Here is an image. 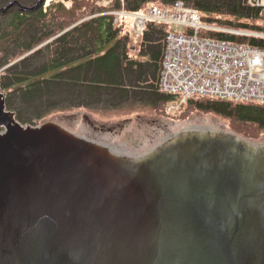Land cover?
Segmentation results:
<instances>
[{"label": "water", "instance_id": "1", "mask_svg": "<svg viewBox=\"0 0 264 264\" xmlns=\"http://www.w3.org/2000/svg\"><path fill=\"white\" fill-rule=\"evenodd\" d=\"M4 98L0 264H264V140L192 121L137 150L94 145L23 126Z\"/></svg>", "mask_w": 264, "mask_h": 264}, {"label": "trees", "instance_id": "2", "mask_svg": "<svg viewBox=\"0 0 264 264\" xmlns=\"http://www.w3.org/2000/svg\"><path fill=\"white\" fill-rule=\"evenodd\" d=\"M96 1L72 0L69 9L58 2L46 11L42 7L35 12L13 9L0 14V70L7 67L1 72L3 84L11 78L18 80L17 85L6 89L15 90L10 98L36 115L34 126L54 113L75 106L85 108L92 100L99 105L110 97L113 106L126 102L112 111L136 112L132 102L137 99L155 103L160 114L179 121L198 110L217 111L228 120L230 129L244 138L254 141L264 135V105L258 103L195 97L175 115L167 113L173 98L162 94L159 80H155L158 66L162 70L165 48L163 51L159 44L151 47L152 63H134L128 50L134 20L115 14L122 9L133 14L155 4L168 7L183 2L199 10L205 24L264 31V7L254 8L246 0H112L108 8H103ZM148 25L159 30L150 38L155 34L164 38L168 33L165 26ZM209 35L252 46L264 45V41L255 38ZM50 72L51 76H45ZM25 81L27 86L21 83ZM56 95L61 99L58 102ZM69 98L73 101H68Z\"/></svg>", "mask_w": 264, "mask_h": 264}, {"label": "built area", "instance_id": "3", "mask_svg": "<svg viewBox=\"0 0 264 264\" xmlns=\"http://www.w3.org/2000/svg\"><path fill=\"white\" fill-rule=\"evenodd\" d=\"M249 2L252 7H264V0ZM50 4H45V11ZM116 15L135 18L134 34L139 40L145 38L150 23L168 29L158 86L162 94L177 100L168 105L169 113L195 97L264 105V45L252 46L209 35L220 33L264 41V31L205 24L200 11L183 2L168 7L151 5L135 14L120 11Z\"/></svg>", "mask_w": 264, "mask_h": 264}, {"label": "rangeland", "instance_id": "4", "mask_svg": "<svg viewBox=\"0 0 264 264\" xmlns=\"http://www.w3.org/2000/svg\"><path fill=\"white\" fill-rule=\"evenodd\" d=\"M246 1L248 5L251 6L249 0ZM14 2H18L20 5L26 6V5H31L33 3L37 4L39 0H0V14H5L13 9L19 10V6L17 5L9 9V6L12 5ZM58 2L63 3L68 9L71 8L72 6L71 0H55L51 4ZM111 4H112V0L96 1V5L101 6L103 8H108ZM254 8H262V7L255 6ZM121 11H125V10L122 9ZM132 19L135 21L134 17H132ZM129 22L130 24L132 23L131 21H128L127 23L129 24ZM134 26L135 23L133 26L131 25L130 27L132 31V38L130 40V46H129L130 49L135 47L133 42L138 40L136 39L134 34ZM36 50L37 49H35L34 51ZM136 55H138V53H136ZM6 68H1L0 70V82L3 81L2 76H4V74L2 75L1 72ZM51 73L52 72L47 73L45 74V76L49 77L52 75ZM15 80H16L15 78L14 79L11 78L8 82H5L4 85L0 84V91L3 92V89L6 84L9 86H15L16 83ZM3 94L6 97L4 98L6 110L8 112L14 113L19 123H21L24 126L35 125L34 122L37 121V117L35 114H33V112L28 113L25 106L20 105L19 102L18 101L16 102L13 98H7L6 93ZM63 97L64 96H62L61 98ZM55 98H56L55 102L61 100L60 98H58L57 95ZM106 99H104L102 101V104L99 105L94 100H92L91 102L88 103L86 108H80L78 106H75L67 111L54 113L48 116L46 119L39 122L38 125L45 123L59 122L69 127H79L84 134L90 136V134H88L87 132L94 131L93 126L90 125V123H92L96 127L103 126L106 132L110 133L103 135L100 134V131H98L96 137L91 134V136L95 137V139L97 138L99 141H103V142H118L121 145H125L129 143L131 144L133 150H137L142 145L154 141L160 136V134L164 129L173 127L175 124H187L192 121L194 122L207 121L212 126H214L217 129V131H220L221 133L232 131L229 127L228 120L224 117L222 113L217 111L198 110L188 119L179 121V120H175L174 117L164 116L162 115V113L160 114V112L158 111L159 106L156 108V104L152 102L140 101L138 99L133 100L132 104L137 107L136 112H131V110L119 112L118 110L112 111L110 109H116L121 106H124L126 105V102L113 106L110 103V97H107ZM68 101H73V100L69 98ZM170 102L174 104L177 102V100L174 98ZM98 108L108 109L110 111L101 112V110H98ZM177 111H180V109L179 110L177 109L171 112L170 114L172 115ZM166 112L168 113V110H166ZM84 116H86L89 119V122L83 120ZM24 121L27 122L25 123ZM109 128H113V131H115L116 133L115 136L111 135L113 134V131L109 132V130H107ZM259 140H264V135Z\"/></svg>", "mask_w": 264, "mask_h": 264}, {"label": "crops", "instance_id": "5", "mask_svg": "<svg viewBox=\"0 0 264 264\" xmlns=\"http://www.w3.org/2000/svg\"><path fill=\"white\" fill-rule=\"evenodd\" d=\"M156 31L159 32V30L156 29V26L155 27L148 26L145 38L143 40H137L133 42L135 47L131 49L128 48L129 55L132 58V61L134 63H137V62L142 63V64L152 63L153 62V54L151 51L152 46H156L159 44L164 51V48H165V36L164 35H163L164 38H162L161 36L159 38L157 34H155L154 38H150L152 34L156 33ZM130 51H131V54H130ZM136 53H138V55H136ZM160 73H161V68L160 66H158L155 80H159Z\"/></svg>", "mask_w": 264, "mask_h": 264}, {"label": "flooded vegetation", "instance_id": "6", "mask_svg": "<svg viewBox=\"0 0 264 264\" xmlns=\"http://www.w3.org/2000/svg\"><path fill=\"white\" fill-rule=\"evenodd\" d=\"M1 80H2V78H1ZM16 82V84L15 85H17L19 82H18V80L17 81H15ZM18 82V83H17ZM21 83H23L24 85H26L27 86V81H25V82H21ZM0 84L1 85H4L3 84V81L2 82H0ZM9 85H5V87H4V89H3V92L2 91H0L2 94L3 93H6V95H7V98H10V95H11V93H13V92H15V90H8L7 91V87H8ZM4 95V94H3ZM5 97V96H4ZM85 108H86V106H85ZM17 120V119H16ZM83 120H85V121H87V122H89V119L86 117V116H84L83 117ZM31 125H33V124H31ZM40 125H42V124H40ZM40 125H37V126H34V127H38V126H40ZM90 125L91 126H93V130L94 131H90V132H87L88 134H90V137L91 138H93V139H95V137H96V135L98 134V131H100V134H103V135H106V134H110V133H107L106 132V130H105V128L103 127V126H100V127H96V126H94V124H92V123H90ZM24 126V125H23ZM28 126V125H27ZM83 129V128H82ZM3 130L4 129H2V128H0V133H2L3 132ZM107 130H109V132L111 131H113V128H109V129H107ZM91 134L93 135V136H95V137H93V136H91ZM115 131H113V134H111V135H114L115 136ZM71 135V134H70ZM75 136H77V135H75ZM79 137V136H78ZM77 137V138H78ZM79 139H81V140H83V141H85V142H87V143H91V144H94V145H97L99 142H101V141H99L97 138L95 139V140H92V139H88V138H84L83 139V137H79ZM98 140V141H97ZM102 144H104V143H102ZM103 146H106V145H103ZM102 146V147H103ZM105 149L109 152V154H111L112 156H114V157H116V158H124V159H139V158H143L144 156H147V155H149V154H151L152 152H154V151H152V152H150V153H148V154H145L144 156H139L138 158H130V156H126L123 152H122V150H118V149H116V147L114 146L113 148H111V147H109V146H106L105 147Z\"/></svg>", "mask_w": 264, "mask_h": 264}, {"label": "bare ground", "instance_id": "7", "mask_svg": "<svg viewBox=\"0 0 264 264\" xmlns=\"http://www.w3.org/2000/svg\"><path fill=\"white\" fill-rule=\"evenodd\" d=\"M54 0H48V4H50L51 2H53Z\"/></svg>", "mask_w": 264, "mask_h": 264}]
</instances>
